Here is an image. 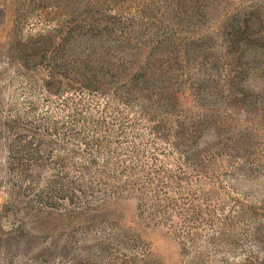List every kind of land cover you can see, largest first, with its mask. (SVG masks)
Masks as SVG:
<instances>
[{"label":"rangeland","instance_id":"rangeland-1","mask_svg":"<svg viewBox=\"0 0 264 264\" xmlns=\"http://www.w3.org/2000/svg\"><path fill=\"white\" fill-rule=\"evenodd\" d=\"M0 264H264V0H0Z\"/></svg>","mask_w":264,"mask_h":264}]
</instances>
